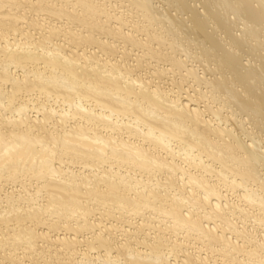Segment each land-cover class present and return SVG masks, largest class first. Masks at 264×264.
I'll return each mask as SVG.
<instances>
[{"label": "bare ground", "instance_id": "1", "mask_svg": "<svg viewBox=\"0 0 264 264\" xmlns=\"http://www.w3.org/2000/svg\"><path fill=\"white\" fill-rule=\"evenodd\" d=\"M0 264H264V0H0Z\"/></svg>", "mask_w": 264, "mask_h": 264}]
</instances>
